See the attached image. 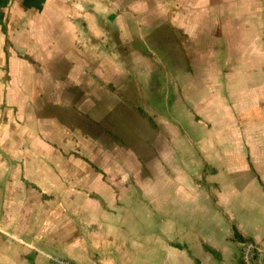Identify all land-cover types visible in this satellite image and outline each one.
Returning a JSON list of instances; mask_svg holds the SVG:
<instances>
[{"label":"crops","instance_id":"1","mask_svg":"<svg viewBox=\"0 0 264 264\" xmlns=\"http://www.w3.org/2000/svg\"><path fill=\"white\" fill-rule=\"evenodd\" d=\"M234 230L264 249V0H0V264H240Z\"/></svg>","mask_w":264,"mask_h":264},{"label":"rangeland","instance_id":"2","mask_svg":"<svg viewBox=\"0 0 264 264\" xmlns=\"http://www.w3.org/2000/svg\"><path fill=\"white\" fill-rule=\"evenodd\" d=\"M177 39H180V35L179 34H176L174 35ZM136 102V101H135ZM137 105H140V106H144L142 102H137L136 103ZM142 119V118H141ZM144 120V119H143ZM112 122H110V124H116L118 121L115 119V120H111ZM147 123L148 121L145 120ZM129 122V120L127 121ZM143 121L144 124H146V126L148 127V124ZM120 124L116 125V127L113 126V130H119V132L121 133L120 136L123 138L124 140V143L126 146H129L138 156H141L142 158L144 159H147L149 158V155L153 156L154 154V150L152 149H149V138H148V134L146 133H143L141 134L142 136L144 137H137L135 134H133V132H131L130 130H122L121 126H119ZM123 131V132H122ZM158 131V130H157ZM99 133V132H98ZM154 135V133L152 134ZM158 135V133H157ZM147 137V140H145V138ZM168 136L167 134L166 135H163V134H159V137H158V140H160L161 142H164L165 140H167ZM122 140V141H123ZM111 142L108 141V143H105V145L103 146L105 149L107 150H104V151H107L110 153V157H116L117 156V153L115 150L111 149ZM110 145V146H109ZM115 151V152H114ZM150 151V154L148 155V152ZM108 153V154H109ZM146 167H143V172H145V174L148 173V170L145 169Z\"/></svg>","mask_w":264,"mask_h":264},{"label":"built area","instance_id":"3","mask_svg":"<svg viewBox=\"0 0 264 264\" xmlns=\"http://www.w3.org/2000/svg\"><path fill=\"white\" fill-rule=\"evenodd\" d=\"M240 264H264V249L256 242L244 240L240 243ZM47 264H75L67 259L52 256Z\"/></svg>","mask_w":264,"mask_h":264},{"label":"trees","instance_id":"4","mask_svg":"<svg viewBox=\"0 0 264 264\" xmlns=\"http://www.w3.org/2000/svg\"><path fill=\"white\" fill-rule=\"evenodd\" d=\"M114 39H115V41H116V43H117V45H118V50H119L121 53H124L125 50L120 46V42H119L117 36H114ZM136 112H137V114H138V116H139L140 118H142V119L148 121V123H149V125H150V127H151L152 129H156V128H157V126H156V124L154 123V121L152 120V118L149 117V116H148V115H147L142 109H140V108H136ZM104 132L108 135V137L110 138L111 141H113V142H115V143H122V140H121L117 135H115L114 133H112L111 131L104 130ZM233 238H234L236 241H238V242L244 241V240L242 239V236H241L240 234H238L237 231H235V230H234ZM196 264H199V263H197V261H196Z\"/></svg>","mask_w":264,"mask_h":264}]
</instances>
